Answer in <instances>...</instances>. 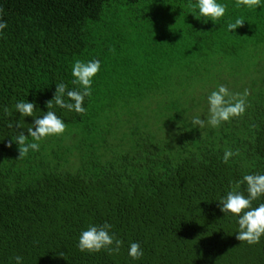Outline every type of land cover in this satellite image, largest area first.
I'll list each match as a JSON object with an SVG mask.
<instances>
[{"label": "trees", "instance_id": "16d2710c", "mask_svg": "<svg viewBox=\"0 0 264 264\" xmlns=\"http://www.w3.org/2000/svg\"><path fill=\"white\" fill-rule=\"evenodd\" d=\"M219 2L214 24L190 0H0V264H264V236L237 240L219 209L228 191L247 195L243 175L264 174V0ZM92 59L85 111L47 108L56 84L81 91L71 66ZM218 85L244 113L194 126ZM27 100L32 117L15 109ZM47 111L65 131L19 158L13 140ZM225 150L236 153L227 163ZM104 223L119 251H80L81 231Z\"/></svg>", "mask_w": 264, "mask_h": 264}, {"label": "clouds", "instance_id": "9594fccd", "mask_svg": "<svg viewBox=\"0 0 264 264\" xmlns=\"http://www.w3.org/2000/svg\"><path fill=\"white\" fill-rule=\"evenodd\" d=\"M261 0H236V6L241 5L248 8H256L260 5ZM191 14L196 19L202 20L204 23L208 21L216 24L225 16L226 6L219 0H194L188 5ZM202 18V19H201ZM245 20L237 17L234 22H229L226 29L233 32L237 27L241 26ZM7 27L6 22L0 21V35L2 30ZM100 69V61L92 59L88 61L75 60L71 66L72 83L80 86L81 91L66 90L63 83L56 84L54 97L48 101L46 107H51L52 102L59 107H66L77 113H83L85 108L82 106L84 97L91 94V85L93 78ZM246 95V93H245ZM65 97L70 102H65ZM208 115L205 119L193 117L192 124L197 127H203L205 123L212 127L220 125L222 122L228 121L230 118L238 116L245 111V100L237 94L233 96L224 85H218L216 90L207 96ZM35 105L28 100L16 103V111L23 117H32ZM33 127L27 129V136L21 132L13 140L19 147V158L28 154L29 150H39V141L47 136L60 135L65 131V123L53 112L47 111L45 115L34 118ZM19 125H17L18 127ZM31 137V141L27 140ZM236 153L231 150H225L223 161L227 163L230 157ZM240 184L246 185L245 191L247 195L235 190L228 191L219 200V209L226 215H232L236 218L237 231L236 239L247 242L249 245L258 243L260 238L264 236V203H260L256 207H252V201L260 197H264V174H245L241 180L237 181V187ZM111 225L104 223L96 226L90 225L82 230L77 242L80 251L96 252L103 248L115 245L112 251H119L121 241L115 238L114 233H110ZM128 255L132 259H138L143 255V250L137 242H130L128 245ZM15 264H21V257H15Z\"/></svg>", "mask_w": 264, "mask_h": 264}]
</instances>
